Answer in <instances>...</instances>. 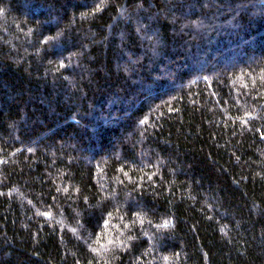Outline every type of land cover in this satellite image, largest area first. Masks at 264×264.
<instances>
[{
  "label": "trees",
  "instance_id": "1",
  "mask_svg": "<svg viewBox=\"0 0 264 264\" xmlns=\"http://www.w3.org/2000/svg\"><path fill=\"white\" fill-rule=\"evenodd\" d=\"M0 264H264V0H0Z\"/></svg>",
  "mask_w": 264,
  "mask_h": 264
}]
</instances>
